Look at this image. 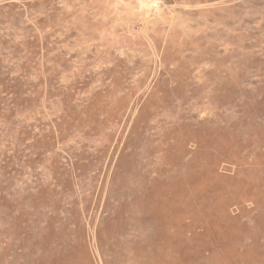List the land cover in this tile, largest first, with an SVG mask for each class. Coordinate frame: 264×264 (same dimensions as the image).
Wrapping results in <instances>:
<instances>
[{
	"label": "rangeland",
	"instance_id": "1",
	"mask_svg": "<svg viewBox=\"0 0 264 264\" xmlns=\"http://www.w3.org/2000/svg\"><path fill=\"white\" fill-rule=\"evenodd\" d=\"M0 264H264V0H0Z\"/></svg>",
	"mask_w": 264,
	"mask_h": 264
}]
</instances>
